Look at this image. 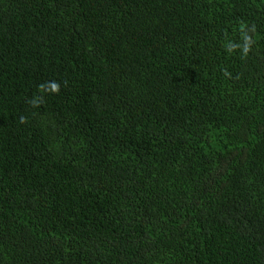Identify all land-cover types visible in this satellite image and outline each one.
<instances>
[{"label": "trees", "instance_id": "obj_1", "mask_svg": "<svg viewBox=\"0 0 264 264\" xmlns=\"http://www.w3.org/2000/svg\"><path fill=\"white\" fill-rule=\"evenodd\" d=\"M0 264H264V0H0Z\"/></svg>", "mask_w": 264, "mask_h": 264}]
</instances>
